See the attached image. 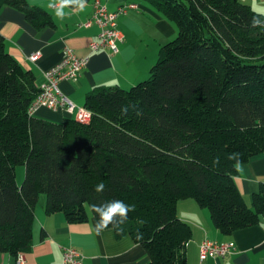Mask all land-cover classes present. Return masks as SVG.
<instances>
[{
    "label": "trees",
    "instance_id": "16d2710c",
    "mask_svg": "<svg viewBox=\"0 0 264 264\" xmlns=\"http://www.w3.org/2000/svg\"><path fill=\"white\" fill-rule=\"evenodd\" d=\"M141 1L177 34L160 47L147 79L129 89L92 88L82 107L88 123L30 115L40 87L0 35V255L31 250L40 195L46 215L61 213L71 225L87 223L89 213L96 224L92 204H134L122 231L106 230L141 246L147 264H187L192 229L177 216L180 201L208 210L224 236L262 223L264 183L249 207L235 177L238 166L264 155V15L239 0ZM6 6L36 29L54 26L26 0H0Z\"/></svg>",
    "mask_w": 264,
    "mask_h": 264
},
{
    "label": "crops",
    "instance_id": "0c3cea01",
    "mask_svg": "<svg viewBox=\"0 0 264 264\" xmlns=\"http://www.w3.org/2000/svg\"><path fill=\"white\" fill-rule=\"evenodd\" d=\"M95 1H99L109 12H115L124 4L136 5V9H129L117 18L120 38L115 43L116 53L89 50L90 44L97 41L98 27L80 25L91 18ZM239 1L264 15V0ZM26 2L48 13L54 26L36 29L19 10L2 7L0 35L5 41L6 50L23 68L33 72L38 87L45 82L44 73L60 62L65 47L71 48L78 57H87V65L76 80L58 83L61 93L77 108L83 107L85 95L96 86L129 89L144 80L158 58L160 47L174 39L177 33L172 22L141 0H87L84 11L66 15L63 20L48 8L49 0ZM36 53L40 56L33 63L29 57ZM34 116L57 123L74 118L64 110L50 111L46 108L38 110ZM235 183L250 207L252 194L264 183V155H256L238 166ZM44 205L45 198L40 197L34 211L32 248L22 255L23 264H60L63 248L78 251L82 264L148 263L144 249L134 244L128 236L116 238L112 230L98 235L90 213L87 223L71 225L61 213L46 215ZM176 213L192 229V239L186 247L187 264H264L262 223L224 236L214 227L208 210L198 207L193 200L178 202ZM204 239L232 242L234 250L224 257L206 256L200 259L199 247ZM0 264H17L16 257L1 254Z\"/></svg>",
    "mask_w": 264,
    "mask_h": 264
},
{
    "label": "built area",
    "instance_id": "2783aa9c",
    "mask_svg": "<svg viewBox=\"0 0 264 264\" xmlns=\"http://www.w3.org/2000/svg\"><path fill=\"white\" fill-rule=\"evenodd\" d=\"M136 9V5L132 3L120 6L115 12H109L99 2L93 3V12L91 18L80 26L90 27L96 25L98 27L97 41L92 42L89 46L91 52L99 50H107L113 53L117 52L115 43L119 40L120 35L117 31V18L124 15L127 10ZM39 53L29 57L31 62H36ZM87 57H78L74 51L65 47L60 62L44 73L45 82L40 87V94L32 102L29 107V114L34 115L38 110L46 108L50 111L64 110L68 115L73 116L75 120L81 123L90 121V113L84 108H77L58 88L61 81H74L86 67ZM264 228V219L262 220ZM234 250L232 242H217L204 239L199 247L200 259L206 256L224 257ZM17 264H23V256L16 257ZM82 256L73 248H63L62 259L60 264H82Z\"/></svg>",
    "mask_w": 264,
    "mask_h": 264
},
{
    "label": "clouds",
    "instance_id": "9594fccd",
    "mask_svg": "<svg viewBox=\"0 0 264 264\" xmlns=\"http://www.w3.org/2000/svg\"><path fill=\"white\" fill-rule=\"evenodd\" d=\"M86 7L87 0H49L48 3V8L52 9L54 15L61 20H63L66 15L84 11ZM65 9H69L70 11L66 12ZM255 23L258 22L254 21V25ZM127 110V107L122 108V112L126 113ZM233 156H239V154H233ZM104 189L105 184L103 182L95 186V191L98 193H102ZM90 208L98 216L95 225V231L98 235L104 232L109 225L117 231H122V226L128 222V214L136 210L134 204H126L122 200H111L102 204H92ZM139 223L143 224L144 221L141 220ZM142 238L143 234L138 231L136 239L141 240Z\"/></svg>",
    "mask_w": 264,
    "mask_h": 264
},
{
    "label": "rangeland",
    "instance_id": "374dc122",
    "mask_svg": "<svg viewBox=\"0 0 264 264\" xmlns=\"http://www.w3.org/2000/svg\"><path fill=\"white\" fill-rule=\"evenodd\" d=\"M177 34V33H176ZM175 38V37H174ZM149 76V75H148ZM147 76V77H148ZM147 77L145 79H147ZM144 79V80H145ZM143 81V80H142ZM141 82V81H140ZM24 174H25V169L23 166H18L16 167V182L18 184V186L21 185L22 181H23V178H24ZM40 197H44L45 198V195H40Z\"/></svg>",
    "mask_w": 264,
    "mask_h": 264
}]
</instances>
